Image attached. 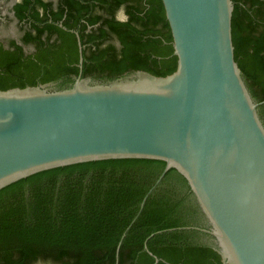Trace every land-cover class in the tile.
I'll return each mask as SVG.
<instances>
[{
  "label": "water",
  "instance_id": "1",
  "mask_svg": "<svg viewBox=\"0 0 264 264\" xmlns=\"http://www.w3.org/2000/svg\"><path fill=\"white\" fill-rule=\"evenodd\" d=\"M162 1L173 73L0 89V192L75 167L157 164L185 180L223 264H264V101L235 58L233 0Z\"/></svg>",
  "mask_w": 264,
  "mask_h": 264
},
{
  "label": "trees",
  "instance_id": "2",
  "mask_svg": "<svg viewBox=\"0 0 264 264\" xmlns=\"http://www.w3.org/2000/svg\"><path fill=\"white\" fill-rule=\"evenodd\" d=\"M233 3L235 58L260 103L264 0ZM36 4L46 9L51 3L22 0L15 5L18 19L27 18L25 12ZM121 10L123 19L116 16ZM39 14L36 9L29 15L39 35L28 32L24 42L39 39L44 31L36 22L43 19ZM51 20L46 27L60 40L55 48L41 41L29 57L22 56L14 40L10 48H0V89L75 78L81 71L78 37L87 45L83 76L137 70L167 76L177 69L162 0H59ZM110 37L119 46L101 47ZM258 110L264 123V103ZM164 170L138 162L82 166L41 174L0 192V264H223L218 252L196 240V231L177 217L180 201L166 197L169 192L160 194L159 186L150 192ZM170 174L191 192L175 171H166L162 181Z\"/></svg>",
  "mask_w": 264,
  "mask_h": 264
},
{
  "label": "flooded vegetation",
  "instance_id": "3",
  "mask_svg": "<svg viewBox=\"0 0 264 264\" xmlns=\"http://www.w3.org/2000/svg\"><path fill=\"white\" fill-rule=\"evenodd\" d=\"M21 1L22 0H0V48H10L11 41L14 40L16 45L20 46V53L24 57H29L36 53L39 48L38 45L41 43V41L44 43L45 48H49L50 44H55V48L57 44L60 43L59 35L57 34V32L51 33L46 26L52 21L51 18L53 17V11L58 10L59 0H43L47 3H51L48 8L42 9L38 4H36L34 5V8H30L29 11L25 12V14L28 15L27 18L18 19V16L15 12V5ZM36 9L40 11L39 16L43 17V19L36 20L37 24L40 25L38 27H43L45 29L39 36V39L24 42L23 38L28 32H31L32 35H39V32L32 27V17H29L30 13H33ZM116 16L119 19H123V10L119 11ZM63 20L64 18L60 21L59 25L63 24ZM90 29L91 28L86 29L85 32H90ZM80 42L82 45L83 57V51L87 47V45H83L81 40ZM109 43L119 46V42L116 37H110L101 41L100 46L105 47ZM16 45L12 49H16ZM79 66L82 71L83 62L80 63V47ZM164 173L160 178H158V180H156L150 192L158 186L160 194L169 192L166 197H171V194L177 202L180 201L181 203L179 205L181 214H178L177 217H179L180 215L183 220L187 221L188 225L185 228L188 230H195V239L199 242L210 241L212 239V235L209 233L210 227L206 222L203 214L201 213L199 207L197 206L193 194H191L187 187L183 186L180 180L175 178L176 176L173 174L168 175L167 178L162 181Z\"/></svg>",
  "mask_w": 264,
  "mask_h": 264
},
{
  "label": "rangeland",
  "instance_id": "4",
  "mask_svg": "<svg viewBox=\"0 0 264 264\" xmlns=\"http://www.w3.org/2000/svg\"><path fill=\"white\" fill-rule=\"evenodd\" d=\"M39 264H51V263H39Z\"/></svg>",
  "mask_w": 264,
  "mask_h": 264
}]
</instances>
